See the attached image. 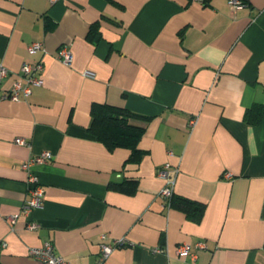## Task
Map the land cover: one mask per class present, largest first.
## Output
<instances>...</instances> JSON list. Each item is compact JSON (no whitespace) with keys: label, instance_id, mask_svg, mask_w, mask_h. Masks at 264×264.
Returning <instances> with one entry per match:
<instances>
[{"label":"crops","instance_id":"0c3cea01","mask_svg":"<svg viewBox=\"0 0 264 264\" xmlns=\"http://www.w3.org/2000/svg\"><path fill=\"white\" fill-rule=\"evenodd\" d=\"M245 2L0 0V96L24 62L44 63L26 98H0V264H42L28 248L46 240L92 264L102 233L128 240L108 264H264V114L245 118L264 105V0ZM33 41L43 50L29 53ZM94 103L146 116L133 119L139 160L89 131ZM43 150V203L27 216L22 163ZM165 163L179 167L175 197L205 204L199 221L159 196Z\"/></svg>","mask_w":264,"mask_h":264},{"label":"built area","instance_id":"2783aa9c","mask_svg":"<svg viewBox=\"0 0 264 264\" xmlns=\"http://www.w3.org/2000/svg\"><path fill=\"white\" fill-rule=\"evenodd\" d=\"M50 3H54L57 0H49ZM202 2L203 0H197ZM228 6L231 10H235L244 4L245 0H227ZM39 50H43V44L40 41H33L28 44L27 51L29 53H34ZM56 58L62 61L66 65H71L73 61V54L68 45H62L58 48L56 52ZM44 69L43 61L39 60L36 63L24 62L20 67V74L17 79H15L10 87L5 90L0 98L1 99H10L18 101L20 99L26 98L32 91V87L35 85H41L43 83L42 72ZM7 70L4 67L0 68V78L7 74ZM85 73H88L86 71ZM22 80L25 83H22ZM189 127H192L196 123V118L192 117L189 120ZM15 142L18 144H28L25 138L16 137ZM52 157V152L49 150H43L37 154L32 155L22 163V167L27 171L26 184L29 193V199L23 204L22 211L25 215H29L34 209L40 208L43 203L44 197V186L40 183L38 175L33 171V167L36 164H42L49 160ZM179 171L178 166H173L169 163L163 164L157 175L161 177L165 184L159 190V196L163 199L166 206H169V200L173 195V188L176 180L177 173ZM230 172H225L224 177L230 178ZM15 216L11 217V220L14 221ZM28 227L30 229L36 228L37 224L33 221L29 222ZM128 243V240L123 236L120 238H112L105 233L100 235V248L98 255L95 261L92 264H108V258L113 250L119 248ZM198 248H205L206 245L204 242H198L196 244ZM160 246L153 249L154 252L161 251ZM178 252L190 255L195 257V253L190 252V247L187 244H181L178 247ZM28 253L34 258L38 259L42 264H69L68 261L60 254L56 252L55 245L46 240L40 246H31L28 248Z\"/></svg>","mask_w":264,"mask_h":264},{"label":"trees","instance_id":"16d2710c","mask_svg":"<svg viewBox=\"0 0 264 264\" xmlns=\"http://www.w3.org/2000/svg\"><path fill=\"white\" fill-rule=\"evenodd\" d=\"M92 121L89 131L97 137L108 149L124 147L130 150V158L139 160L143 150L138 142L144 131V126L133 123V119L146 116L137 114L125 107L108 103H94L91 106ZM264 114V105H254L246 114L250 123H258ZM147 119V118H145ZM176 205L185 211L186 215L199 221L203 216L205 204L186 197H175L169 200V207Z\"/></svg>","mask_w":264,"mask_h":264}]
</instances>
